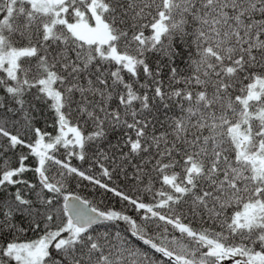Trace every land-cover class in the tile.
Returning a JSON list of instances; mask_svg holds the SVG:
<instances>
[{"label":"snow or ice","instance_id":"6c2138e0","mask_svg":"<svg viewBox=\"0 0 264 264\" xmlns=\"http://www.w3.org/2000/svg\"><path fill=\"white\" fill-rule=\"evenodd\" d=\"M0 264H264V0H0Z\"/></svg>","mask_w":264,"mask_h":264}]
</instances>
